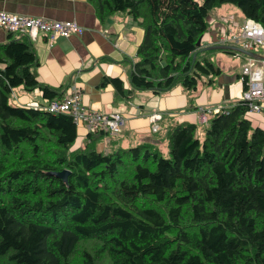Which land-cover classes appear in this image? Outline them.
Here are the masks:
<instances>
[{
	"label": "trees",
	"instance_id": "1",
	"mask_svg": "<svg viewBox=\"0 0 264 264\" xmlns=\"http://www.w3.org/2000/svg\"><path fill=\"white\" fill-rule=\"evenodd\" d=\"M90 1L101 20L125 12L144 30L130 89L100 82L116 99L211 84L219 50L197 42L224 4L264 28V0ZM0 65V264H264V129L246 102L202 128L168 124L152 142L101 150L113 135L100 131L74 148L70 114L10 103L18 87L63 98L37 79L31 38L0 44ZM64 170L67 181L56 175Z\"/></svg>",
	"mask_w": 264,
	"mask_h": 264
},
{
	"label": "crops",
	"instance_id": "2",
	"mask_svg": "<svg viewBox=\"0 0 264 264\" xmlns=\"http://www.w3.org/2000/svg\"><path fill=\"white\" fill-rule=\"evenodd\" d=\"M215 10V13L211 14V11L209 14V29L202 38V47L214 44L218 37L228 31L229 25L235 30L245 20L242 13L241 16L234 14L226 5ZM0 11L48 20H69L83 27L82 34L60 37L51 44L44 37L33 41L39 59L36 75L41 83L61 89L63 97L77 86L87 108L105 113L121 112L124 115L123 131L104 140L100 144L101 150L152 142L155 125L151 117L154 114L162 116L157 121L162 133L173 122L192 123L202 128V107L211 108L221 104L234 106L244 91L241 72L246 56L218 51L210 54L209 58L221 69V74L211 84L207 78H203L195 92L178 86L162 95L140 91L135 92L129 100L116 99L114 88L111 85L102 87L100 82L105 76L117 77L123 80L126 89H130V60H135L144 36L143 28L132 16L118 12L101 20L90 0H0ZM229 16H236L240 21L236 22L234 17L231 20ZM11 35L12 38L18 37L0 27V44L7 43ZM0 68H4V65H0ZM47 102L40 90L28 92L23 87L15 88L10 100L12 105L34 108ZM247 118L254 127L264 129V112H248ZM77 130L74 148L87 142L85 127L79 126Z\"/></svg>",
	"mask_w": 264,
	"mask_h": 264
},
{
	"label": "built area",
	"instance_id": "3",
	"mask_svg": "<svg viewBox=\"0 0 264 264\" xmlns=\"http://www.w3.org/2000/svg\"><path fill=\"white\" fill-rule=\"evenodd\" d=\"M0 27L17 36H28L32 41L38 37H44L49 44L60 37L80 35L84 31L83 27L74 21L48 20L42 17L18 15L5 11H0ZM215 44L235 45L247 51L264 55V28L253 19H245L237 30H233L232 26L229 25L228 31L218 37ZM241 80L245 88L240 100L247 103L248 112H264V61L246 57L241 72ZM230 107L232 106L224 104L211 108L202 107L200 109L201 123L208 122V115L229 113ZM35 108L53 114H70L77 127L84 126L87 133L102 131L116 136L125 127V118L121 112L105 113L87 108L82 102L81 93L77 86L72 87L67 96L50 100L45 105ZM161 117L160 114L152 115V122L155 125L153 131L160 128L157 121Z\"/></svg>",
	"mask_w": 264,
	"mask_h": 264
},
{
	"label": "water",
	"instance_id": "4",
	"mask_svg": "<svg viewBox=\"0 0 264 264\" xmlns=\"http://www.w3.org/2000/svg\"><path fill=\"white\" fill-rule=\"evenodd\" d=\"M198 46H202V38L197 42ZM203 51H233L236 53H240L245 56H249L251 58H254L259 61H264V55H261L259 53H255L252 51H247L241 47L235 46V45H222V44H212L207 47H202ZM196 57V54L194 55V58ZM69 172L67 170H64L60 173H57L56 175L60 178H62L64 181H67V176Z\"/></svg>",
	"mask_w": 264,
	"mask_h": 264
},
{
	"label": "rangeland",
	"instance_id": "5",
	"mask_svg": "<svg viewBox=\"0 0 264 264\" xmlns=\"http://www.w3.org/2000/svg\"><path fill=\"white\" fill-rule=\"evenodd\" d=\"M224 5H226V7H229L232 11H234L235 13L234 14H236V13H238L239 14V16H241V11H240V9L238 8V7H236V6H234V5H231V4H224ZM216 11H218V10H215V12ZM214 12V10L211 12V14ZM214 12V13H215ZM233 13V12H232ZM237 14V15H238ZM232 17H234V20L236 21V22H238V21H240V18H236V16H232ZM232 17L231 16H229V19H231L232 20ZM209 21V20H208ZM231 22V21H230ZM242 25V24H241ZM241 25H239V26H237V28L235 29V30H237V29H239L240 28V26ZM234 30V29H233ZM215 55V54H214ZM260 113H263V112H260ZM210 117L211 116H209L208 115V121H209V119H210ZM200 122H201V119H200ZM208 123V122H207ZM207 123H201V125H206ZM162 149L166 152V149L162 146Z\"/></svg>",
	"mask_w": 264,
	"mask_h": 264
},
{
	"label": "clouds",
	"instance_id": "6",
	"mask_svg": "<svg viewBox=\"0 0 264 264\" xmlns=\"http://www.w3.org/2000/svg\"><path fill=\"white\" fill-rule=\"evenodd\" d=\"M215 44V43H214ZM240 54V53H239ZM262 55V54H261ZM245 56V55H244ZM246 57H249V56H246Z\"/></svg>",
	"mask_w": 264,
	"mask_h": 264
}]
</instances>
